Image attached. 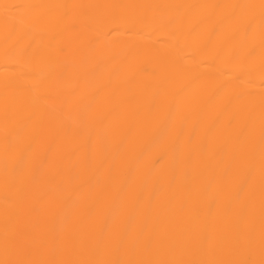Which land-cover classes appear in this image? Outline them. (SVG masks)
I'll use <instances>...</instances> for the list:
<instances>
[{"label":"bare ground","instance_id":"6f19581e","mask_svg":"<svg viewBox=\"0 0 264 264\" xmlns=\"http://www.w3.org/2000/svg\"><path fill=\"white\" fill-rule=\"evenodd\" d=\"M0 264H264V0H0Z\"/></svg>","mask_w":264,"mask_h":264}]
</instances>
